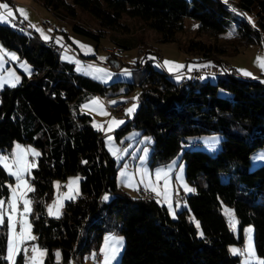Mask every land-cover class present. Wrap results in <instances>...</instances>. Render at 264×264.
Returning a JSON list of instances; mask_svg holds the SVG:
<instances>
[{"label":"trees","instance_id":"obj_1","mask_svg":"<svg viewBox=\"0 0 264 264\" xmlns=\"http://www.w3.org/2000/svg\"><path fill=\"white\" fill-rule=\"evenodd\" d=\"M35 1L97 45L108 36L119 51L129 48L144 25L164 42L177 41L191 60L206 62L203 67L223 69L215 74L216 80L188 76L177 81L147 59L144 47L146 60L133 64V80L104 84L79 72L37 32L29 34L0 22V42L33 66L31 75L23 73L20 83L0 90V150L10 153L15 141L40 149L31 176L30 217L37 242L46 248L44 264H54L57 247L63 263L73 258L82 264L86 253L100 247L105 232L125 235L118 264H242L241 255L233 254L229 245L243 241L250 222L257 253L264 259V164L250 167L252 152L264 146V80L240 75L227 61L241 47L264 44V0ZM235 8L244 15L237 17ZM189 17L199 21L205 38L179 40ZM54 29L70 41L67 30ZM226 31H233V37L219 43ZM108 58L121 64L118 53L111 52ZM124 85L128 90L141 86L140 105L117 137L132 126L151 135V167L177 156L189 135L223 134L216 151L183 149L186 177L194 190L186 194L188 206L176 217L155 196H133L118 185L117 161L93 117L81 110L92 94L116 96ZM76 173L82 175L79 196L65 202L61 216L49 215L55 179ZM13 179L0 163V196L9 195L8 182ZM105 192L112 199L104 200ZM223 202L235 209L237 231L222 210ZM7 242L4 223L0 264L8 263ZM15 264H24L22 252Z\"/></svg>","mask_w":264,"mask_h":264},{"label":"rangeland","instance_id":"obj_2","mask_svg":"<svg viewBox=\"0 0 264 264\" xmlns=\"http://www.w3.org/2000/svg\"><path fill=\"white\" fill-rule=\"evenodd\" d=\"M230 1L234 2L236 0ZM0 3L9 4L15 13V18H20L27 23V32L29 34L37 32L40 38L45 39V37H47L50 42L56 45V48L52 47L53 49L61 50V57L63 59L74 62L79 72L89 75L104 84H109L117 80H133V64L137 61H142L144 63V60H146V58L143 57L144 47L147 49V59H151L156 68L165 70L172 79L177 81L184 79L186 69H199L207 64L206 62L191 60V56L179 47L177 41L164 42L160 40L156 31L147 29L144 25L134 34L132 40L135 41V43L131 44L129 48L119 51L120 49L114 46L108 36L102 37L100 45H97V41L92 38L73 31L66 23L58 22L47 8L35 0H0ZM18 9H23L26 16L21 15V13L17 11ZM2 11L4 10L0 9V12ZM234 12L237 17H242L244 15V13L237 8L234 9ZM245 16L251 20L253 19V15L250 13H246ZM6 24L15 27L16 20L12 19L11 23ZM198 24L199 21L197 19L192 17L186 18V29L178 34L179 40L205 38V36L199 32ZM56 26L67 30L70 41L66 40L60 33L55 31L54 28ZM49 27L52 28L53 31L48 29ZM233 35V31L223 32L220 34L218 42L225 43L227 40L231 39ZM111 52L118 53L121 64L119 61H115V59L108 58ZM258 58H264V44H250L241 47L240 50L231 53L230 56L227 57V61L233 63L234 67L240 72V75L264 80V67L260 66ZM111 60H113V62H111ZM114 61L118 62V65H116ZM96 62L106 63L107 66L97 64ZM32 72L33 66L30 61L20 57L15 50L6 47L0 42V90L7 85H17L21 82L23 73L31 75ZM216 72L218 71L214 70L210 75H205L206 77H203H205V79L209 78L211 80H216L218 75L213 74ZM245 73H249L250 75H245ZM221 74H223V72ZM140 93V85H136L131 90H128L127 86L124 85L116 96L92 94L82 102L81 110L93 117L94 125L103 133L104 144L107 150L117 161L119 166L117 173L118 185L133 196H139L141 194L155 196L159 201L167 204L171 215L176 217L178 211L188 206L186 194L194 190L193 184L186 177V162L182 159L183 149L185 147L194 146L210 152L216 151L222 145L223 134L205 133L189 135L186 140L183 141V148L177 156L165 164L151 167L149 165L153 142L151 135L143 133L141 128L132 126L130 128H125L120 138L117 137V131L127 125L128 121L133 118L139 107ZM134 105L135 107L133 108ZM130 108H133L131 113L128 112ZM113 121H123V123H113ZM33 153H38L39 155L40 149L30 143L15 141L10 153L0 150V163L4 166L2 158L7 157V163L11 165V171L15 172L18 167L15 163L17 158L21 161L26 160L29 163L37 164L38 155H34ZM262 164H264V146L253 151L250 156L251 168H255ZM32 170L33 167L29 168L28 171L24 173V180L27 186L31 188H33L31 183ZM6 171L8 175L13 176L9 173L8 169H6ZM157 172L161 174L159 180L157 179ZM165 173H167L166 176L164 175ZM13 178V180L8 182V186H12L11 188L9 187V195L7 197L0 196V200L4 201L2 211L4 213V223L7 224V249L10 241L19 243L20 250L14 257L15 262L18 255L22 252L24 254V264H31V258L34 255L31 249L35 246L38 251L44 252V255L39 257L42 264H44L46 259V248L40 246L37 242V233L34 231L30 217L33 210V201L30 196L31 191H27L25 185L21 184L20 187L17 188L16 195L20 197L21 194H23L25 199L31 201L29 205L31 211L26 216L23 214L24 205L22 200H18L17 211L15 213H11L9 209V203L12 200V188H16L18 183L16 177L13 176ZM81 178L82 175L76 173L68 175L66 179H55L54 196L47 203V211L49 206H52L53 209L52 214L48 212L49 215L61 216L64 211L65 202L79 196L81 192ZM165 181H167V188H165ZM153 187L156 188V191L152 190ZM158 192L160 193L159 195L157 194ZM165 192H167V199L164 195ZM105 196L108 197L107 201L113 197L110 192H105L103 194V199ZM169 204L171 207H169ZM222 210L228 217L232 229L237 231L239 225L235 209L223 202ZM10 213L13 216V223H15V234L12 232L7 218ZM190 216L195 219L192 214H190ZM195 221L198 224L196 219ZM25 222L31 226L30 229L25 228V237L30 234L34 236L35 239H24L21 243L20 233ZM249 244H251L254 257L263 259L257 253L254 238V225L252 222L246 224L244 227L243 241L231 243L229 245V250L232 252V249L235 248L240 252H245L248 250ZM124 246V234L118 232H105L100 247L86 253L82 264H118ZM25 248L28 249L26 253L23 251ZM113 249H115L114 253ZM54 251V264H76L73 258L69 262L63 263L61 261L60 248L57 247ZM56 253H59V256H57ZM7 254L8 252L6 251V257ZM7 261V264H11L8 259ZM246 261H249V264H256V259L250 260L249 257L241 255V263L245 264Z\"/></svg>","mask_w":264,"mask_h":264},{"label":"snow or ice","instance_id":"obj_3","mask_svg":"<svg viewBox=\"0 0 264 264\" xmlns=\"http://www.w3.org/2000/svg\"><path fill=\"white\" fill-rule=\"evenodd\" d=\"M225 2H227V0H225ZM0 9H3L4 11L0 12V22L3 23H11V20L15 18V13L13 12V10L11 9V7L9 6V4L7 3H0ZM17 11H19L21 13V15L26 16V13L24 12L23 9H18ZM45 39H47V37H45ZM15 58V57H13ZM258 62L260 63L261 67H264V58H258ZM167 63V62H166ZM177 67H183V66H177ZM171 70V69H170ZM245 75H250L249 73H245ZM135 107V105L133 106V108ZM133 108L128 109V112L131 113L133 111ZM113 123H123V121H113ZM111 139V138H109ZM34 155H38V153H33ZM3 162H4V167L6 169L9 170V173L13 176L16 177L17 180V187L16 188H12V200L9 203V209L11 210V213H15L17 211V202L18 200H22L23 201V214L26 216L30 211V203L31 201L27 200L24 198L23 194H21L20 197H17L16 193H17V188L20 187L21 184L25 185L27 187V191H33L34 189H32L30 186H27L26 181L24 180V173H26L28 171L29 168L35 167L36 165L34 163H29L26 160L21 161L19 158H17V160L15 161V163L17 164V171L13 172L11 171V165H9L7 163L8 158L7 157H3L2 158ZM157 179H160V173L157 172ZM165 176L167 175V173L164 174ZM9 187L11 188L12 186L9 185ZM165 188H167V181H165ZM153 191H156V188H152ZM158 195L160 194L159 192L157 193ZM165 198L167 199V192L164 193ZM105 200L108 199L107 196L104 197ZM4 204L3 200H0V224L4 223V213L2 211V206ZM169 207H171V205L169 204ZM52 206H49L48 208V212L49 214H52ZM8 215V221L9 224L11 226V230L12 232L15 234V223H13V216L12 214ZM30 225L27 224L25 222V224L22 226V230L20 233V242L22 243L24 239H35L34 236H31L30 234L27 235L25 237L24 235V230L25 228L30 229ZM250 231V230H249ZM202 235V233H201ZM250 240V237H249ZM20 250V246L19 243H16L14 241H10L9 245H8V249H7V259L11 262V264H15V260L14 257L17 254V252ZM23 251L26 253L28 251V249H23ZM31 251L33 252V256L31 258V264H42V261L39 259V257H42L44 255V252H40L38 251L37 247H32ZM115 252V249H113V253ZM233 254H238V255H245L247 257L251 259H256V264H264V259H258L254 257V252L251 249V244H249V248L247 251L245 252H240L238 249H232ZM57 256H59V253H56ZM245 264H249V261H246Z\"/></svg>","mask_w":264,"mask_h":264},{"label":"built area","instance_id":"obj_4","mask_svg":"<svg viewBox=\"0 0 264 264\" xmlns=\"http://www.w3.org/2000/svg\"><path fill=\"white\" fill-rule=\"evenodd\" d=\"M14 19L15 20H19V26H28L27 23L25 21L21 20L20 18H14ZM48 29H50L51 31H53V29L50 28V27ZM50 43L53 44L52 42H50ZM53 45L56 47L55 44H53ZM96 63L97 64H101L103 66H107V64L106 63H103V62H96ZM214 70H223V69L221 67L217 66V65L206 66V67L199 68V69H196V68H188V69H186V72L184 73V77H188V76H205V75H209Z\"/></svg>","mask_w":264,"mask_h":264},{"label":"bare ground","instance_id":"obj_5","mask_svg":"<svg viewBox=\"0 0 264 264\" xmlns=\"http://www.w3.org/2000/svg\"><path fill=\"white\" fill-rule=\"evenodd\" d=\"M15 20V19H14ZM16 27L18 30L20 31H28V26H19V20H16ZM50 45L54 48H56L53 44L50 43ZM218 72L213 73V74H217L220 73V70H217ZM194 77V76H193ZM196 77H201V76H196Z\"/></svg>","mask_w":264,"mask_h":264},{"label":"crops","instance_id":"obj_6","mask_svg":"<svg viewBox=\"0 0 264 264\" xmlns=\"http://www.w3.org/2000/svg\"><path fill=\"white\" fill-rule=\"evenodd\" d=\"M35 31V30H34ZM44 40H49V39H44ZM58 41V40H57ZM233 67H234V65H233V63H231V62H229ZM235 68V67H234ZM236 69V68H235ZM237 70V69H236ZM238 71V70H237ZM239 72V71H238ZM240 73V72H239ZM127 148V147H126ZM125 149V148H124ZM150 189V188H149ZM152 191V190H151ZM153 192V191H152ZM155 195V194H154Z\"/></svg>","mask_w":264,"mask_h":264},{"label":"water","instance_id":"obj_7","mask_svg":"<svg viewBox=\"0 0 264 264\" xmlns=\"http://www.w3.org/2000/svg\"><path fill=\"white\" fill-rule=\"evenodd\" d=\"M111 62H113V60H111ZM116 65H118V62H115Z\"/></svg>","mask_w":264,"mask_h":264}]
</instances>
